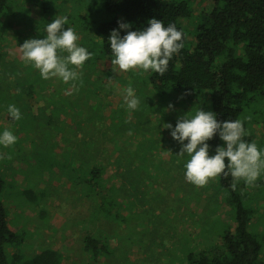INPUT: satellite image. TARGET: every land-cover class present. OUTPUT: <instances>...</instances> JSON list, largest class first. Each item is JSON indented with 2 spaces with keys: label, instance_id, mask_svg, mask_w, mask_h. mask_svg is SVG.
<instances>
[{
  "label": "rangeland",
  "instance_id": "374dc122",
  "mask_svg": "<svg viewBox=\"0 0 264 264\" xmlns=\"http://www.w3.org/2000/svg\"><path fill=\"white\" fill-rule=\"evenodd\" d=\"M73 1L10 0L13 14L6 20L11 25L0 40L5 62L16 74L8 79L0 76V134L9 130L17 137L10 147L0 145L2 202L9 227L25 233L19 247L23 255L54 248L62 264H185L187 253L217 244L215 235L204 240L198 235L204 237L209 226L220 224L218 219L228 225L231 214L220 203L224 190L216 179L204 187L186 181L184 165L190 157L177 155L181 145L164 125L175 128L178 118L211 109L205 98L196 95L158 94L148 80L150 71L113 72L108 58L91 57L79 69L69 65L78 73L75 81L42 79L37 69L22 60L20 45L27 39H43L47 24L60 16L68 18L65 30L74 29L78 21L71 14ZM210 6L211 0L199 1L194 14L206 13ZM180 25L191 32L187 20ZM74 30L78 46L87 49L80 31ZM129 85L139 100L135 110L128 109L124 99L123 90ZM9 105L20 109V120H12ZM238 120L248 133L244 139L264 152L261 126L251 122L249 115ZM90 134L115 160L104 177L115 186L112 210L117 216L94 223L89 221L93 201L84 197L82 185L68 174L77 165V160L73 165L68 160L70 149L92 146ZM76 173L82 174L81 169ZM237 184L254 209L253 228L262 232L264 170L254 186ZM87 232L104 237L107 255L90 258L83 249ZM261 258L264 264V249Z\"/></svg>",
  "mask_w": 264,
  "mask_h": 264
},
{
  "label": "trees",
  "instance_id": "16d2710c",
  "mask_svg": "<svg viewBox=\"0 0 264 264\" xmlns=\"http://www.w3.org/2000/svg\"><path fill=\"white\" fill-rule=\"evenodd\" d=\"M199 1L202 0H74L71 14L78 21L74 29L80 31V40L95 60L113 58L108 42L111 31L118 30L121 37L126 34L118 21L130 24L127 31H141L153 18L165 26L174 24L183 34V48L169 61L163 76L149 72L152 89L158 94L174 92L186 97L189 94H183L188 92L198 99L203 97L218 121L249 115L250 121L264 131V0H211L208 12L195 15L193 7ZM10 14V0H0V40L10 28L6 20ZM182 20L191 24V32L182 28ZM5 61L0 50V76L8 79L10 74H16ZM89 138L92 146L70 149L68 160L71 165L77 160V165L68 174L74 183L82 185L84 197L93 201L89 221L94 223L111 214L117 216L112 210L115 186L104 177L108 165L115 160H110L107 148L99 146L97 136L90 134ZM207 143L210 155L215 154L216 147L221 146L219 135ZM83 165H89V169ZM75 169H81L82 174H75ZM215 179L219 189L224 190L220 203L228 208L231 223L225 225L218 219L220 224L209 226L204 237L198 235L201 240L215 235L217 244L187 253L185 264H260L264 229L259 233L253 228L254 209L247 205V196L230 174ZM234 182L235 190L231 186ZM4 185L0 174V264H62L61 254L54 248L23 255L19 247L25 233L9 227L2 202ZM103 240V236L92 232L83 237V249L92 260L107 255ZM14 248L16 251H12Z\"/></svg>",
  "mask_w": 264,
  "mask_h": 264
},
{
  "label": "clouds",
  "instance_id": "9594fccd",
  "mask_svg": "<svg viewBox=\"0 0 264 264\" xmlns=\"http://www.w3.org/2000/svg\"><path fill=\"white\" fill-rule=\"evenodd\" d=\"M67 22V17L60 16L47 24L43 39H27L20 45L22 60L37 69L42 79L75 81L78 73L69 65L79 69L91 58L86 48L78 46L75 30L71 27L64 29ZM148 25L141 31H127L130 24L118 21L119 28L126 30V34L121 37L119 31L113 29L108 37L113 72L141 70L163 76L167 71L169 61L183 48V34L174 24L165 26L159 19H150ZM123 91L127 108L135 110L139 100L132 86ZM188 94L185 92L183 95ZM168 107L171 109L172 105ZM7 112L14 121L22 118L15 105H9ZM164 127L170 129L172 139L181 145L177 155L190 157L184 165V175L187 182L197 187H204L210 180L229 174L234 181L254 186L264 170V152L254 142L244 139L248 133L241 120L218 121L216 113L198 109L191 118H178L175 128L171 124ZM216 134L224 146L216 147L215 154L210 155L207 141ZM16 140L17 137L9 130L0 134V145L4 147L12 146ZM231 186L235 190L237 184L234 182Z\"/></svg>",
  "mask_w": 264,
  "mask_h": 264
}]
</instances>
